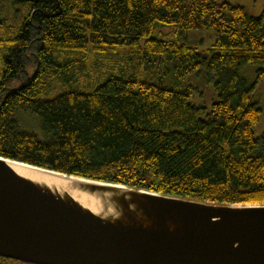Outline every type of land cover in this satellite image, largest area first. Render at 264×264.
<instances>
[{
  "label": "trees",
  "instance_id": "1",
  "mask_svg": "<svg viewBox=\"0 0 264 264\" xmlns=\"http://www.w3.org/2000/svg\"><path fill=\"white\" fill-rule=\"evenodd\" d=\"M159 24L212 32L215 43L200 50ZM119 54L124 69L88 88L83 76ZM248 65L258 67L254 84L242 77ZM194 72L214 84L210 111L193 102ZM261 82L264 16L227 0H0L6 159L200 203L264 205ZM19 110L40 120V133L21 128ZM17 262L26 264L0 258Z\"/></svg>",
  "mask_w": 264,
  "mask_h": 264
},
{
  "label": "water",
  "instance_id": "2",
  "mask_svg": "<svg viewBox=\"0 0 264 264\" xmlns=\"http://www.w3.org/2000/svg\"><path fill=\"white\" fill-rule=\"evenodd\" d=\"M11 163L87 181L79 189L98 193L115 214L97 215L69 193L22 177ZM0 258L26 264H264V205L162 196L0 156Z\"/></svg>",
  "mask_w": 264,
  "mask_h": 264
},
{
  "label": "rangeland",
  "instance_id": "3",
  "mask_svg": "<svg viewBox=\"0 0 264 264\" xmlns=\"http://www.w3.org/2000/svg\"><path fill=\"white\" fill-rule=\"evenodd\" d=\"M228 2L240 6L245 9L246 13L253 18H260L264 16V0H227ZM159 31L166 36V38L170 39H179L181 41L187 42L191 46H196L200 50H204L209 48L215 43V36L212 32L205 31H194L188 33H177L173 26L168 25H158ZM127 59L126 56L119 54L112 58V63L109 65H101L100 71L93 76H83L85 80H87V87H92L94 84L101 81L105 74H110L113 72H118L119 69H124L125 63H120L119 60ZM128 62V61H126ZM129 69L136 75L138 80H143L145 78L146 70L138 65V61L134 59L133 62H128ZM257 66L248 65L244 67L242 70V77L249 83L254 84L256 82V71ZM180 71H184V69H180ZM75 78L81 76L79 72L75 70L74 72ZM188 80L192 84L196 86L193 102L198 106H205L208 111L211 110L212 104L217 101V96L215 93L214 84L204 80L200 77H195V72L193 74H187ZM82 79V77H80ZM181 82H183L182 78H179ZM254 100L259 103L261 108V114L259 117V123L256 126L254 133L256 137H260L264 135V82L259 83L256 86V90L254 93ZM16 118L19 120L20 126L22 129L40 133V120L33 115L32 113H26L22 110H19L16 114ZM1 264V263H0ZM10 264H21L10 263Z\"/></svg>",
  "mask_w": 264,
  "mask_h": 264
},
{
  "label": "bare ground",
  "instance_id": "4",
  "mask_svg": "<svg viewBox=\"0 0 264 264\" xmlns=\"http://www.w3.org/2000/svg\"><path fill=\"white\" fill-rule=\"evenodd\" d=\"M11 165L22 177L51 189H58L61 194L65 192L69 193L83 207L91 210L97 215L108 217L115 214L112 205L106 200L102 201V198L98 197V193L90 194L79 189V186L88 183L87 181L68 179L54 173L41 171L32 167H24L15 163H11ZM74 185L77 186V188H74ZM106 197H109V195L106 194Z\"/></svg>",
  "mask_w": 264,
  "mask_h": 264
}]
</instances>
